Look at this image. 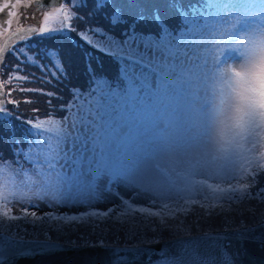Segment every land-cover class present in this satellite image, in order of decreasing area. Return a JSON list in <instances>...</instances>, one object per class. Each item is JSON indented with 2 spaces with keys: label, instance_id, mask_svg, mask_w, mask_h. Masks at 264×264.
Listing matches in <instances>:
<instances>
[{
  "label": "snow or ice",
  "instance_id": "snow-or-ice-1",
  "mask_svg": "<svg viewBox=\"0 0 264 264\" xmlns=\"http://www.w3.org/2000/svg\"><path fill=\"white\" fill-rule=\"evenodd\" d=\"M33 3L43 13L40 27H26L22 22L32 17L19 9L32 7ZM86 7L88 0H49L47 5L43 0H4L0 4V13L7 10L5 16H0V35L9 34L0 44V72L5 69L8 53L18 61L7 78L0 79V124L7 125L12 152L11 161H5L0 153V264H4L5 252L25 258L79 254L95 248L114 256L113 264H120L119 254L134 250L127 241L149 230L172 231L178 237L175 253L150 250L154 254L158 251L160 256L154 264H243L240 250L230 251L231 241L241 246L249 240L255 242V231L264 229V159L251 157L239 167L215 166L208 143L205 88L213 63L208 46L215 32L212 22H224L238 6L224 0H207L204 15L203 10L192 12L177 0H167V7L181 20L176 29L167 24L160 8L148 11L141 0H92L87 13L78 11ZM239 8L249 20L255 19L253 13L264 16V0H253ZM96 20L104 23H93ZM50 21L59 27H50ZM150 25L158 31L142 30ZM73 32L79 38L75 43ZM35 34L50 41L65 37L70 47L53 45L31 56L27 51L33 45L16 47ZM89 48L119 64L115 80L110 82L98 75ZM78 56L83 58L88 85L87 97L81 92V99L91 101L85 114L78 113L79 126L74 123L64 128L65 117L52 118L56 111L67 115L72 104L53 107L52 116L40 117L38 108L32 109L31 117L20 116L21 103L37 101L16 99L13 92L17 89L9 87L5 92V85L13 80L28 83L37 79L53 88V81L71 85L69 69L78 63ZM23 66L38 68L40 76L23 73ZM78 89L79 85H72L71 95L76 96ZM19 91L45 95L49 105L53 98H62L43 88L21 85ZM51 125L56 126L57 143L45 157L47 169H25L21 159L31 161L32 147L51 131L46 127ZM2 139L4 133L0 132ZM138 198L151 201L163 211L133 208ZM41 201L53 211L38 215ZM99 202L123 204L129 212L143 213L151 219L139 224L119 217L108 220L105 218L115 216V208L90 210ZM68 205H83L86 209L63 214L55 211L58 206ZM190 205H199L202 210L197 224L203 220L210 225L219 217L226 227L237 223L243 227H232L230 232L216 236H192V220L185 218L193 211ZM29 217L33 223L41 219L74 225L67 231L80 232L82 238L61 243L52 239L48 230H42L44 239H30L26 238L27 232L21 233L12 223L7 225L8 234H4L5 221H27ZM248 219L253 221L251 226ZM33 235L38 237L40 233L34 228Z\"/></svg>",
  "mask_w": 264,
  "mask_h": 264
},
{
  "label": "clouds",
  "instance_id": "clouds-1",
  "mask_svg": "<svg viewBox=\"0 0 264 264\" xmlns=\"http://www.w3.org/2000/svg\"><path fill=\"white\" fill-rule=\"evenodd\" d=\"M252 15L254 20L229 14L216 26L210 45L208 143L217 168L239 167L251 157L264 159V16Z\"/></svg>",
  "mask_w": 264,
  "mask_h": 264
},
{
  "label": "rangeland",
  "instance_id": "rangeland-1",
  "mask_svg": "<svg viewBox=\"0 0 264 264\" xmlns=\"http://www.w3.org/2000/svg\"><path fill=\"white\" fill-rule=\"evenodd\" d=\"M155 0H143L141 1V3L143 4V7L146 6L149 2H154ZM179 2H181V0H177ZM224 2H228V3H233L236 4L238 6V8H235L232 10V12H238L241 13L243 15H245L244 11L242 9L239 8V6L241 5H245V4H250L253 2V0H224ZM258 2V0H257ZM178 3V2H177ZM206 4H207V0H202V5H198L193 9H190L192 12H200L201 10H203V14L207 15V8H206ZM167 5V2L165 3V6ZM161 8L159 5L157 6H148L147 9H149V11H151L153 8ZM214 11V9H213ZM162 15L165 19V21L167 22V24L172 28V29H176L179 27L181 20L180 18L177 16L176 14L170 10L169 8H163V10H161ZM167 13V14H165ZM84 14V13H83ZM251 22V21H249ZM93 23H104L103 20H96L93 21ZM213 23V27H212V31L216 30V26L222 22H212ZM73 24H75V21H73ZM174 25V26H173ZM42 26V25H41ZM49 26L50 27H59V24L55 21H50L49 22ZM80 27H83V24L80 25ZM144 32L148 33V32H152L155 33L158 31L157 28H155V26H148L146 28L142 29ZM119 31V29L117 30V32ZM71 35H75V32L71 33ZM213 39H210L208 42V46L210 47V45L212 44ZM73 43V42H72ZM54 45L56 46H60V47H64L65 49L70 47V44L64 42V41H57ZM52 47V46H51ZM95 60H99L101 61V63L105 62L104 65H102V68L105 70V72L107 74L112 72V67L107 64V60H103V58L99 55H94ZM82 63V60L80 58V56H78V63L76 65H73L72 67L75 69V72H71L72 73V77L73 80H78L79 83L83 82L84 77L82 75V72H79V67L80 64ZM115 63V62H114ZM117 64V67L115 69V74H113V78H105L107 80H109L110 82L115 80V78L118 75L119 72V64ZM115 65V64H114ZM109 71V73H108ZM53 84H55V88H53V85L50 84L49 85V89L48 90H52L55 91L57 93L60 94V96L63 97V92H64V88L61 86L62 84H57L55 81H53ZM21 84L19 83H14V87L17 89L18 91V87ZM42 88V87H41ZM39 88V89H41ZM8 90L7 86L5 85V92ZM81 92V91H79ZM85 95V99L87 97V91L84 93ZM80 97H78L77 99L74 97L71 102L69 104H72V108L70 110H68V114L66 116H61V117H65V120L62 121V127L64 128H71V126L75 123L77 126H79L80 123V116L78 115V113H80L81 115L85 114L86 109L88 108V104L91 103V101H88L87 103L85 102V99H81V94L79 95ZM13 97L16 99H20V100H24V99H33L35 101H37L36 103H21L18 109V113L20 116L22 117H26V116H32L33 112L32 109L34 108H38L40 109V112L38 114L43 113V109L44 106L42 105V101L43 99H39L36 96H32L29 97L28 95L24 94V99L22 98V96H20V94L18 92H13ZM52 100H54L56 102V99L53 98ZM75 100V101H74ZM54 105V104H53ZM52 106V105H50ZM49 106V108H50ZM9 108H11V105H8ZM43 111V112H42ZM52 118H57V117H52ZM19 121H16V123H18ZM20 123V122H19ZM2 125V124H0ZM48 128L51 129V131L49 132H45L42 137L40 138V140L38 141V143L32 147V159L30 162L25 163L23 161V158L21 159V163L23 165V167L25 169H37V170H46L47 166L44 163L45 157L50 155L51 152L55 149V145L57 143L55 137L57 135V130H56V126L51 125V126H46ZM1 146V145H0ZM4 148L6 147V144L2 145ZM3 158L5 161H11L12 158H5V156L3 155ZM30 169V170H31ZM197 179H201L200 177H197ZM262 179V178H261ZM212 182V181H209ZM233 183H235V181H233ZM262 183V181H261ZM120 191H124V188L121 187ZM210 203H219V201H210ZM20 206H18L19 208ZM110 207H114L115 208V216L112 217H108L105 219L108 220H112L114 221L117 217H119L122 221L128 222L130 224H139L141 220L144 221H148L151 218L147 217L145 214L143 213H138L135 211H131L129 212L128 209L124 208L123 204H113L112 202L110 203H104V202H99L97 203L92 209V211H98V210H107ZM133 208L136 207H149V209L151 211H163L160 208H156L154 206H152V202L151 201H147L145 202L143 199H136L135 203L132 205ZM190 207L193 209L191 216H189L188 214H185V218H189L192 220V224L190 225L191 231H190V235H198V234H221V233H228L232 230V227H243V225H240L239 223H237V225L235 226H230V227H226L224 226V224L222 223L221 219L219 217L215 218L214 222H211V224L209 225V223H205L203 220H200L199 224L196 223L197 220H199V213L200 211H202L199 208V205L196 206H191ZM86 206L83 205H68V206H58L55 211L60 212L61 214L63 213H78V212H82L85 211ZM50 211H53L52 208H50L47 203L41 201L39 202V212L38 215L40 214H45L48 213ZM125 213H127L125 215ZM165 215H168L167 212H165ZM158 219V218H157ZM9 223L12 224H16L19 226L20 228V232L24 233L27 232V237L26 238H30V239H44V234L42 230H48L49 231V235L51 236L52 239L57 240L58 242H66L67 240H73V241H77L79 239L82 238L81 233L74 231V232H68L67 230H65L64 228H68L69 225H64V223L62 221H49V220H41V219H37L35 221V223L32 222V218L29 217L27 221L21 219L18 221H5V224L2 228V230L4 231V234L7 235L8 234V229H7V225ZM248 225L251 226L253 224V221L251 219H248L247 221ZM53 225H55V227H52ZM74 227V225H72ZM35 228V231L40 233V235L37 237L35 235H33V230ZM59 228H62L64 230H57ZM257 231H260L259 233V237H261V239L264 240V229H260L258 228ZM13 232H15V229H13ZM166 232H171V231H166ZM255 237L257 235H254ZM153 237H155V239H153ZM177 238L176 233L172 232V233H164V232H153V231H147V232H142V236L140 238H135L133 240H129L127 241V244L130 245H147V244H153V243H158L161 241H166V240H170L171 238ZM93 239H95V237H92ZM158 241V242H157ZM121 244H124L123 239L121 241Z\"/></svg>",
  "mask_w": 264,
  "mask_h": 264
},
{
  "label": "trees",
  "instance_id": "trees-1",
  "mask_svg": "<svg viewBox=\"0 0 264 264\" xmlns=\"http://www.w3.org/2000/svg\"><path fill=\"white\" fill-rule=\"evenodd\" d=\"M143 1V0H141ZM119 2V0H118ZM167 2V0H155L154 2H149L146 6H144V8L146 10L149 11V9H147L148 6H157L159 5L161 8L160 10H163V8H168L167 5L165 6V3ZM178 4H182L184 6L185 9H193L195 8L196 6L198 5H202V0H181V2L177 1ZM92 6V0H88V7L86 8H81L80 10H78L79 12H81L82 14L83 13H87L88 10L91 8ZM162 14V12H161ZM167 14V13H165ZM177 18V15L176 17ZM117 34H119V31L117 32ZM73 37V40L72 42L75 43L76 40H78L79 38L77 37V34L75 33V35H71ZM33 47L31 49H28L27 51V55H36L38 52H40L41 50L45 49L46 47L48 48H51V46H53L57 41H64L66 43L69 44V41L65 38V37H57L56 40H48L46 39L45 37L43 36H40V37H34L33 38ZM87 47V46H85ZM89 51H92L93 52V55H99L103 58V60H107V64H109L111 67H112V72L108 73L107 74L105 72V70L102 68V65L105 64V62L101 63V61L99 60H93L92 61V65L94 68H96L97 70V73L98 75H100L102 78H113V74H115V69L117 67V64L116 62L114 63L113 59L111 57H109L108 55H106L105 53L103 52H99V51H95L93 49H88ZM96 57V56H95ZM81 60H82V63L80 64V67H79V72L81 73L82 72V75H83V68H84V62H83V58L80 57ZM17 59H14V56L10 57L7 62L5 63V69L2 71V79H5L7 78L9 72L12 70V68L17 64ZM46 62V61H45ZM21 63L23 64V61L21 60ZM115 64V65H114ZM22 71L23 73H28V74H32L36 77H39L40 76V71L38 68H35V67H31V66H23L22 67ZM69 71L71 72H75V69L73 67H70ZM84 77V80L83 82L79 83L78 80H73V77H72V80H71V85H68L67 82L65 83H60L62 84L61 86L64 88V92L62 93L63 94V97L61 99H56V102L54 100L51 101V105L50 106L47 101L49 100V97L45 96V95H41V94H38V93H34V92H21L19 91V88L21 85H23V87L25 88H34V89H39V88H43V89H46L48 90L50 87L49 85L50 84H44L42 83L39 79H37L36 81L34 82H28V83H25L24 81H17V80H13L12 81V84L11 85H6L7 88L9 87H14V83H19L21 84L19 87H18V92L20 94V96H22V98L24 99V94L28 95L29 97H32V96H36L37 98L39 99H43L42 101V105L44 106L45 109H43V113L41 114H38L40 117H45L46 114H49V116H52V109L53 107H55L56 109H59L61 106H64L66 107L70 102L71 100L75 97L76 99L78 97H80L79 95L81 94V92L85 93L87 91V88H88V85H87V78L83 75ZM56 82V81H55ZM72 85H79V89L76 90L77 91V94L76 96H72L71 95V86ZM81 91V92H79ZM75 101V100H74ZM54 104V105H53ZM50 106V108H49ZM67 114H68V111H67ZM61 116H66V113L64 111H56L54 113V116L52 117H61ZM27 117H31V116H26L25 118ZM19 124V122L17 123ZM6 127L7 125H0V132H3L4 133V139L0 140V153H2V155L5 156V158H8V155H9V158H12V152L9 150V144H8V137H7V133H6ZM19 134L17 135V139H19ZM3 144H6V147L4 148L2 145ZM262 181V184H264V177H262L261 179ZM254 202V201H253ZM66 225V224H64ZM70 228H74L72 225H69L68 228H64L65 230H68ZM62 228H59V230H64ZM71 232H74V231H71ZM164 233H172L171 232H166V231H163ZM158 233V232H156ZM174 238V237H173ZM172 239V238H171ZM121 246H124V244H121ZM127 246H131L130 244H127Z\"/></svg>",
  "mask_w": 264,
  "mask_h": 264
},
{
  "label": "water",
  "instance_id": "water-1",
  "mask_svg": "<svg viewBox=\"0 0 264 264\" xmlns=\"http://www.w3.org/2000/svg\"><path fill=\"white\" fill-rule=\"evenodd\" d=\"M260 231H255V242L252 240L246 241L241 246L236 241H231L232 248L230 251L240 250L241 259L243 264H264V240L259 237ZM204 234L192 235L203 236ZM216 236L218 234H209ZM178 238L147 244V245H131L128 246L133 251L121 252L120 264H154L155 261L160 259L158 251L154 254L150 250H171L175 253L177 250ZM124 247V246H121ZM143 250V251H141ZM245 251L247 254H245ZM116 258L101 248L88 249L87 251L77 253H69L61 256H34L20 258L12 255L10 252H5L4 264H80L81 261L87 260L89 264H113Z\"/></svg>",
  "mask_w": 264,
  "mask_h": 264
},
{
  "label": "flooded vegetation",
  "instance_id": "flooded-vegetation-1",
  "mask_svg": "<svg viewBox=\"0 0 264 264\" xmlns=\"http://www.w3.org/2000/svg\"><path fill=\"white\" fill-rule=\"evenodd\" d=\"M12 2H14V0H12ZM44 4L47 5L49 4V0H43ZM4 0H0V4H3ZM19 11L21 13H26V14H31L32 18H29L27 20L22 21L24 23V25L27 27L28 25L31 26H35V27H40L42 25V20H43V13L40 11V9L37 7V5L35 3H33L32 7H28V8H21L19 9ZM7 12V10H6ZM5 13H0V16H5ZM16 27L15 21L13 23V28ZM8 33H4L2 35H0V44H3L7 39H8ZM41 35L39 34H35V35H30L29 38L25 41H22L18 44H16V47H20L21 44H23L25 47H27V45L31 44V42H33V38L34 37H40ZM12 45L10 44L9 47H11ZM14 56V59H17L15 55L8 53L5 57V61L4 63L10 58ZM0 79H2V72H0Z\"/></svg>",
  "mask_w": 264,
  "mask_h": 264
}]
</instances>
